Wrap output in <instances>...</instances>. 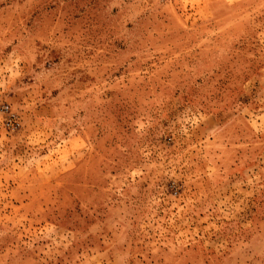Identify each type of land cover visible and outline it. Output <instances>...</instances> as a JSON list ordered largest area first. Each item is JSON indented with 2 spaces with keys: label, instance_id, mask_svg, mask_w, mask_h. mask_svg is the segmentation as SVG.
Wrapping results in <instances>:
<instances>
[{
  "label": "rangeland",
  "instance_id": "rangeland-1",
  "mask_svg": "<svg viewBox=\"0 0 264 264\" xmlns=\"http://www.w3.org/2000/svg\"><path fill=\"white\" fill-rule=\"evenodd\" d=\"M0 264H264V0H0Z\"/></svg>",
  "mask_w": 264,
  "mask_h": 264
}]
</instances>
